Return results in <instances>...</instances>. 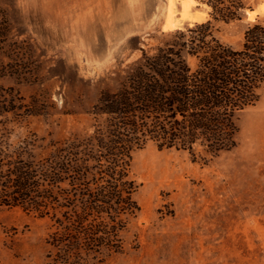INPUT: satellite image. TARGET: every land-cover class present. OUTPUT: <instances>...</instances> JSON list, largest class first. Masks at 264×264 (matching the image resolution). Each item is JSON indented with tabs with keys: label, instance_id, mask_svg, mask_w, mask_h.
I'll list each match as a JSON object with an SVG mask.
<instances>
[{
	"label": "rangeland",
	"instance_id": "1",
	"mask_svg": "<svg viewBox=\"0 0 264 264\" xmlns=\"http://www.w3.org/2000/svg\"><path fill=\"white\" fill-rule=\"evenodd\" d=\"M263 1L245 0V11H257L224 22L205 4L173 0L168 24L167 0H0L10 30L0 54L10 73L0 86L15 93L14 110L0 116V143L27 142L37 159L54 141L89 133L86 111L101 89L117 86L141 48L152 49L175 26L207 20L219 40L238 47L248 24L264 19ZM237 123V146L214 157L152 142L136 150L140 210L121 233L124 249L86 264H264V92ZM50 224L0 206V264H51Z\"/></svg>",
	"mask_w": 264,
	"mask_h": 264
},
{
	"label": "trees",
	"instance_id": "2",
	"mask_svg": "<svg viewBox=\"0 0 264 264\" xmlns=\"http://www.w3.org/2000/svg\"><path fill=\"white\" fill-rule=\"evenodd\" d=\"M193 1L224 22L242 19L249 7L245 0ZM184 27L141 48L117 86L100 90L86 111L89 133L54 141L37 159L27 142L0 143V206L50 219L51 264L100 263L123 251L121 233L140 210L131 175L136 150L152 142L205 159L237 146L238 114L264 92V19L248 24L238 47L219 40L210 20ZM9 31L0 8V54ZM8 73L0 62V77ZM14 97L0 86V116L14 110Z\"/></svg>",
	"mask_w": 264,
	"mask_h": 264
},
{
	"label": "bare ground",
	"instance_id": "3",
	"mask_svg": "<svg viewBox=\"0 0 264 264\" xmlns=\"http://www.w3.org/2000/svg\"><path fill=\"white\" fill-rule=\"evenodd\" d=\"M258 8V7H257ZM256 8V10H257ZM260 10L264 11V1L259 5ZM249 13L253 15L255 11L253 12H247V17H249ZM173 17V0H167L166 5V22L169 24L171 22V19Z\"/></svg>",
	"mask_w": 264,
	"mask_h": 264
},
{
	"label": "water",
	"instance_id": "4",
	"mask_svg": "<svg viewBox=\"0 0 264 264\" xmlns=\"http://www.w3.org/2000/svg\"><path fill=\"white\" fill-rule=\"evenodd\" d=\"M256 8H257V6L255 5V6H253L251 9H249L248 11H249V12L257 11ZM248 11H245V13H244V16H245V17H247V12H248Z\"/></svg>",
	"mask_w": 264,
	"mask_h": 264
}]
</instances>
